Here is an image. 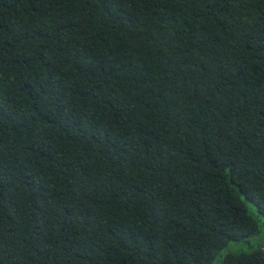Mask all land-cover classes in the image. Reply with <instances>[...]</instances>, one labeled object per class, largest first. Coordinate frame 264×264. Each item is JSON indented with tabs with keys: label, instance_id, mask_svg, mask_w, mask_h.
I'll return each instance as SVG.
<instances>
[{
	"label": "trees",
	"instance_id": "obj_1",
	"mask_svg": "<svg viewBox=\"0 0 264 264\" xmlns=\"http://www.w3.org/2000/svg\"><path fill=\"white\" fill-rule=\"evenodd\" d=\"M258 217L264 0H0V264H212Z\"/></svg>",
	"mask_w": 264,
	"mask_h": 264
},
{
	"label": "rangeland",
	"instance_id": "obj_2",
	"mask_svg": "<svg viewBox=\"0 0 264 264\" xmlns=\"http://www.w3.org/2000/svg\"><path fill=\"white\" fill-rule=\"evenodd\" d=\"M250 213H252L253 215H257V211L254 206L250 207ZM258 218L260 220L261 232L258 235L250 237L248 239L231 242L224 250H222V252L216 258L215 262L212 264H221L225 253L229 250L231 251L240 250V251L250 252L252 250L257 249L264 241V218L263 217H258Z\"/></svg>",
	"mask_w": 264,
	"mask_h": 264
}]
</instances>
